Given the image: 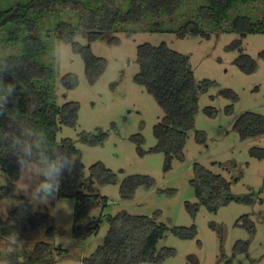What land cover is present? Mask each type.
Returning <instances> with one entry per match:
<instances>
[{"label":"rangeland","instance_id":"374dc122","mask_svg":"<svg viewBox=\"0 0 264 264\" xmlns=\"http://www.w3.org/2000/svg\"><path fill=\"white\" fill-rule=\"evenodd\" d=\"M22 1L0 0V4L9 8ZM80 1L84 4L80 5L75 0L59 1V12L47 13L38 25V32L55 36V27L60 21L77 25V11L94 2ZM115 1L123 11L130 8L131 0ZM207 2L185 0L174 15H151L139 24H123L121 30L106 32L95 41H90L88 30L78 27L75 41L90 45L97 56L107 59L108 66L95 83L89 81L80 53L70 56L72 62L65 64L59 72L54 71L52 81L57 104L62 106L73 102L79 106L77 124L61 125L58 139H71L81 152L84 164L81 189L98 195L90 214L102 218L100 229L97 234L78 241L73 232L76 198L58 194L46 205L30 203L35 209L49 212L53 217L39 230L26 233L8 223L9 212L22 197L29 200L17 192L16 187L20 185L15 183L12 186L9 176L0 169L2 261L18 258L21 264H73V260L79 259L83 264H89L86 258L104 242L109 231V216L127 211L156 217L158 222L165 223L168 230L159 241L158 248L173 247L176 250L174 256L162 262L140 264H264V135L243 139L234 130L241 114L250 111L264 115V59L260 56L264 50V33L242 36L233 28L238 15L264 19V0L238 4L231 11L229 20L220 26L206 22L199 15L200 7ZM188 20L199 23L206 35L182 37L180 28ZM156 23H161L163 29L150 30ZM238 39L242 40L243 52L257 60L256 71L244 72L236 64L241 51L228 47ZM145 42L153 45L165 42L171 48L188 54L200 88L207 81L215 83L207 90H201L195 129L184 148V159L174 157L170 167L166 153L157 150L155 133L156 125L163 122L165 113L154 95L135 81L140 71L138 46ZM44 52L38 56L42 63ZM65 73L78 75L79 85L65 87L62 83ZM226 89L233 90L237 98L227 97L223 93ZM200 130L206 132L205 142L198 140ZM85 133L93 136L86 138ZM98 162L116 173V183L101 184L92 176L91 167ZM195 163L222 174L231 183L232 200L218 212L209 210L196 197L191 184ZM136 174L151 176L155 184L150 188L141 185L133 198L123 199L120 192L122 180ZM104 196L107 201L103 200ZM247 199H252V202ZM65 201L69 208L65 207ZM188 203H198L195 216ZM245 215L255 223V233L249 231ZM193 225L196 226L194 237L184 238L173 231L174 227ZM49 227L55 229V238L51 241L46 233ZM11 231L19 233L20 241L14 246L15 251L9 254L7 249L10 245L6 237ZM64 237L71 240L70 246L58 243ZM240 240L248 242L247 252L235 251ZM39 241L51 242L50 250L42 255L35 251Z\"/></svg>","mask_w":264,"mask_h":264},{"label":"trees","instance_id":"16d2710c","mask_svg":"<svg viewBox=\"0 0 264 264\" xmlns=\"http://www.w3.org/2000/svg\"><path fill=\"white\" fill-rule=\"evenodd\" d=\"M59 1L65 0H23L9 8H3L0 4V33H7L12 38H16L24 31L38 33V25L43 17L49 12H59L57 6ZM252 1L254 0H208L200 7L199 15L206 22L220 26L229 20L231 11L238 4ZM75 2L80 5L84 4L80 0H75ZM184 2L185 0H131L130 8L123 11L115 0H94L88 6V3L85 4L82 11H77L79 17L77 25L60 21L55 27V32L56 35L63 36L65 40L75 41L76 35L73 36L72 33L77 34L78 27L81 26L88 30L90 41H95L106 32L121 30L120 26L123 24H139L151 15L156 17L174 15ZM233 28L242 36L255 32L264 33V19L254 20L248 14L238 15L234 19ZM162 29L161 23H156L155 28H150L155 31ZM169 30L173 29L169 28ZM180 30L182 37L206 35L200 24L194 20L183 23ZM31 39L37 40L35 36ZM75 42L78 53L84 59L89 81L97 82L107 69V59L97 56L90 45ZM45 49L46 45L39 42L36 47L26 48L25 68L15 77L11 74L5 75L6 82L19 81L16 95L7 107L9 111L18 110L22 119L43 128L54 143L60 144L62 150L76 154L77 158L72 170L65 171L62 177L58 196L76 198L73 232L78 241H84L97 234L100 229L102 218H95L90 214L91 207L98 195L86 193L81 189L84 164L80 150L71 139H58L61 125L75 126L77 124L79 106L73 102L65 103L62 106L57 104L52 81L54 71L38 58ZM228 49L241 51L235 61L241 70L247 73L257 70V60L243 52L241 39L236 40ZM137 54L140 71L136 74L135 81L145 86L148 92L154 95L165 113L163 122L156 125L155 133L158 140L157 150L166 153L167 165L170 167L174 157L184 159V148L191 132L195 129L201 90L205 91L215 83L207 81L205 86L200 88L190 56L171 48L165 42L159 45L145 42L138 46ZM260 56L264 59V50ZM70 74L62 78V83L67 88H75L79 85V77L75 73ZM223 93L227 97L237 98V94L231 89L223 90ZM33 104L37 106L35 111L31 110ZM12 123L7 115L0 116V129H9ZM234 130L243 139L264 135V115L250 111L245 112L236 120ZM86 136L93 135L85 133ZM87 140L92 142V140ZM198 140L206 141L205 131H198ZM6 147V142L0 144V169L9 176L12 186H14L20 179V168L15 155L11 151L3 150ZM259 150L263 152V149ZM193 170L194 177L191 184L200 203L206 205L212 212H218L222 206L231 202V183L225 176L213 172L201 163H195ZM91 171L92 176L101 184L117 182L116 173L102 162L94 164ZM154 184V178L149 175H129L120 184L121 196L123 199H131L139 186L144 185L146 188H150ZM102 198L107 201V197ZM247 201L252 202V199H247ZM188 208L195 216L198 203H188ZM52 218L49 212L35 209L30 202L22 197L20 203L9 212L6 221L16 225L24 232L30 233L50 223ZM244 218L249 231L255 233V223L247 215ZM109 222L110 228L104 242L95 249L90 257L86 258L89 264L162 262L176 254L173 247L158 248V243L165 236L168 226L163 222H158L156 217L121 211L114 216L110 215ZM173 231L184 238L194 237L196 226L174 227ZM46 233L50 241L55 238L54 227H49ZM50 241H39L35 246L36 253L42 255L49 251ZM248 248V242L243 240L238 241L235 245L237 252H247ZM0 262H2L1 257ZM10 262L11 264H21L18 258H14Z\"/></svg>","mask_w":264,"mask_h":264},{"label":"clouds","instance_id":"9594fccd","mask_svg":"<svg viewBox=\"0 0 264 264\" xmlns=\"http://www.w3.org/2000/svg\"><path fill=\"white\" fill-rule=\"evenodd\" d=\"M72 35L75 36L76 33ZM33 36L37 38L36 41L31 39ZM37 42L46 45L43 62L55 72L72 62L70 56L78 54L76 42L65 40L61 35L49 36L44 31H24L12 38L7 33H0V116L7 115L13 122L9 129H0V144L7 143L3 150L11 151L15 155L20 168L21 175L17 181L20 186L16 187L17 192L23 193L34 206L46 205L55 199L65 171L72 170L77 158L74 152L62 150L60 144L54 143L43 128L22 119L18 110L9 111L7 107L16 95L19 81L6 82L5 75L11 74L15 77L25 68V49L36 47ZM36 107L33 104L31 110L35 111ZM65 207L69 208L66 201ZM6 239L10 245L7 252L10 254L15 251L14 246L20 241L19 233L11 231ZM58 243L68 247L71 240L64 237ZM0 264L11 262L5 259ZM73 264L83 262L75 259Z\"/></svg>","mask_w":264,"mask_h":264}]
</instances>
